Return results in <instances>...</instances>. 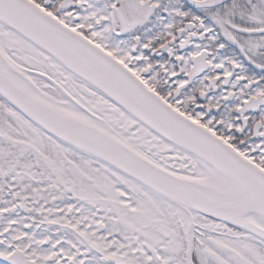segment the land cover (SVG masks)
Wrapping results in <instances>:
<instances>
[{
    "label": "snow or ice",
    "instance_id": "6c2138e0",
    "mask_svg": "<svg viewBox=\"0 0 264 264\" xmlns=\"http://www.w3.org/2000/svg\"><path fill=\"white\" fill-rule=\"evenodd\" d=\"M0 264H264V0H0Z\"/></svg>",
    "mask_w": 264,
    "mask_h": 264
}]
</instances>
